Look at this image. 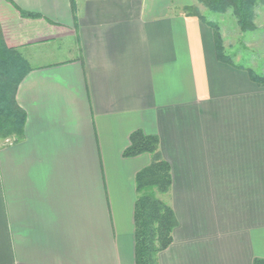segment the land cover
I'll return each mask as SVG.
<instances>
[{
    "label": "crops",
    "instance_id": "obj_1",
    "mask_svg": "<svg viewBox=\"0 0 264 264\" xmlns=\"http://www.w3.org/2000/svg\"><path fill=\"white\" fill-rule=\"evenodd\" d=\"M12 1L0 26L26 67L27 120L0 139V264H135V178L151 162L123 155L136 130L171 167L159 264L264 259V84L218 58L194 1Z\"/></svg>",
    "mask_w": 264,
    "mask_h": 264
},
{
    "label": "trees",
    "instance_id": "obj_2",
    "mask_svg": "<svg viewBox=\"0 0 264 264\" xmlns=\"http://www.w3.org/2000/svg\"><path fill=\"white\" fill-rule=\"evenodd\" d=\"M211 3L218 10L233 6L242 28L248 29L252 24L254 8L264 5V0H211ZM183 9L201 18L193 6H185ZM20 12L24 17L41 16L39 13L21 9ZM215 45L220 60L234 63L223 51L220 34L216 30ZM249 71L254 80L264 84V73L259 75L251 69ZM26 72L17 50L6 45L0 26V76L3 77L0 82V139L24 136L27 116L16 100V92ZM145 153L151 156V162L135 178V264H159V254L173 242V231L177 226L175 212L166 199L172 184L171 167L161 155L158 137L136 130L131 134L130 145L123 155L135 157ZM254 264H264V259L256 258Z\"/></svg>",
    "mask_w": 264,
    "mask_h": 264
},
{
    "label": "rangeland",
    "instance_id": "obj_3",
    "mask_svg": "<svg viewBox=\"0 0 264 264\" xmlns=\"http://www.w3.org/2000/svg\"><path fill=\"white\" fill-rule=\"evenodd\" d=\"M193 1L186 6H193L204 22L214 25L207 23L220 34V44L229 58L254 73H264V5L254 8L252 24L246 29L242 28L233 6L218 10L211 0ZM2 78L0 76V82Z\"/></svg>",
    "mask_w": 264,
    "mask_h": 264
}]
</instances>
